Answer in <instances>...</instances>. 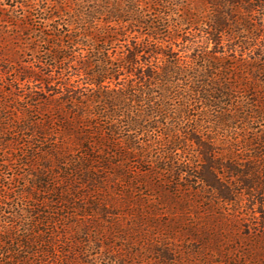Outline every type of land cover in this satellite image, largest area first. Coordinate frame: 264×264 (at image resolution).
I'll return each instance as SVG.
<instances>
[{"label": "trees", "instance_id": "1", "mask_svg": "<svg viewBox=\"0 0 264 264\" xmlns=\"http://www.w3.org/2000/svg\"><path fill=\"white\" fill-rule=\"evenodd\" d=\"M16 1L0 157L35 204L0 264H264V130L215 138L264 122V0Z\"/></svg>", "mask_w": 264, "mask_h": 264}, {"label": "rangeland", "instance_id": "2", "mask_svg": "<svg viewBox=\"0 0 264 264\" xmlns=\"http://www.w3.org/2000/svg\"><path fill=\"white\" fill-rule=\"evenodd\" d=\"M19 3L16 0H0V10H7L8 8H12V7H16L14 9V13L16 15H20L22 12L20 10V7L18 5ZM37 18V16H36ZM37 21V19L35 20ZM186 32V31H183ZM193 32V30L191 31ZM190 32V33H191ZM4 34H2L1 36H3ZM155 121V119H153ZM159 122H163L165 123L164 120H162L161 118L158 119ZM171 123V122H169ZM176 123H174L173 125H175ZM261 130H264V122L263 123H252L249 125V128L246 129L245 132H243L240 129H232V133H230L229 131L227 132H223V131H218L216 132V139H225V136L227 137L228 140L234 142L235 140H240V135L246 134V135H250V133L254 132L255 134H258ZM157 136L159 135L156 134ZM226 142V141H225ZM241 147L237 146V153L240 155H248L245 154L243 151L244 149H240ZM191 149L189 148V150L187 151V153H191ZM219 150H222L221 147H219ZM178 156L177 159L179 160H185L189 157V154L185 155L182 152H178ZM151 156L155 159L157 157V154L151 150ZM11 165H7L6 161L4 158L0 157V166H7L8 169H1L0 170V180L1 182L5 185H9V189L8 190H4L5 188H3L0 184V221L3 218H10L12 214L17 213L18 217H19V221H23V219H26L27 215H28V208L30 206H33L35 203L34 201L31 200H27V199H23V198H19L18 193H20L21 191H23L25 188H22V185H24V183L26 182L24 179H20L18 178V176L20 174L26 173L28 171L27 168H24L21 163L19 162H11ZM16 163V164H14ZM152 166V165H151ZM154 166L156 167H160L161 164L160 163H154ZM149 168V167H147ZM27 190V189H26ZM146 192H144L145 194ZM245 202H243L244 204ZM247 205V204H246ZM248 206H243L242 210L246 213V210H248L247 207ZM27 214V215H26ZM29 217V216H28ZM124 223H128L130 224V222L126 219V218H122L121 219ZM164 220H167V217L163 216L161 219V222H163ZM26 222V221H25ZM85 220H83L82 218H79L78 220V224H80L78 226L77 230H81L83 229V225H84ZM93 230V229H92ZM149 232L152 233H157L156 229H148ZM89 238V237H88ZM93 238V237H92ZM98 238H105V236H101ZM155 238H160V237H155Z\"/></svg>", "mask_w": 264, "mask_h": 264}]
</instances>
